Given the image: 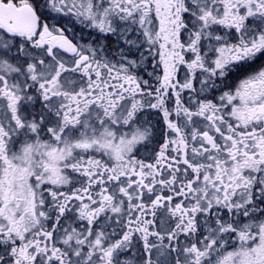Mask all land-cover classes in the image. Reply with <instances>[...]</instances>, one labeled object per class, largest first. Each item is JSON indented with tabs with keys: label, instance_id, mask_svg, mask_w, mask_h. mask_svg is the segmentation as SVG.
<instances>
[{
	"label": "snow or ice",
	"instance_id": "6c2138e0",
	"mask_svg": "<svg viewBox=\"0 0 264 264\" xmlns=\"http://www.w3.org/2000/svg\"><path fill=\"white\" fill-rule=\"evenodd\" d=\"M0 264H264V0H0Z\"/></svg>",
	"mask_w": 264,
	"mask_h": 264
}]
</instances>
